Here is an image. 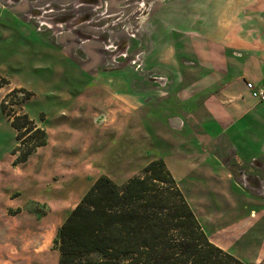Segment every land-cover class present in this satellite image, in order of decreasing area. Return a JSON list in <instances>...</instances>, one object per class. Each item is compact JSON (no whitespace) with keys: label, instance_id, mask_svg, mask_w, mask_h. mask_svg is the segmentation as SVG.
Here are the masks:
<instances>
[{"label":"rangeland","instance_id":"rangeland-1","mask_svg":"<svg viewBox=\"0 0 264 264\" xmlns=\"http://www.w3.org/2000/svg\"><path fill=\"white\" fill-rule=\"evenodd\" d=\"M161 1L0 0V102L14 89L30 92L21 112L48 134L46 147L28 163L15 166L16 133L0 112V264H57L58 230L99 176L122 184L139 176L150 161L163 156L170 163L176 160L166 156L170 145H175L170 133L175 130L169 123L167 128L147 120L146 106L136 109L138 119L128 117V107L122 106L115 116L99 118L100 112L92 116L83 106V92L91 80L83 68L96 64L97 72L126 65L138 69L139 63L131 60L139 54L141 61L144 56L147 59L154 32L152 10ZM157 36L162 38L161 30ZM185 46L186 53H193L192 46ZM153 85L155 90L161 88L157 81ZM147 101L144 98L143 105ZM10 109L20 111L17 106ZM194 176L184 172L180 184L191 204L194 192L187 188ZM206 200L214 202L208 195ZM217 202L213 207L224 211L230 205L225 196ZM254 208L262 212L261 207ZM263 216L253 221L254 232L234 246L243 263L259 256V246L264 244ZM200 222L206 235H212L209 223ZM217 235L229 242L225 234Z\"/></svg>","mask_w":264,"mask_h":264},{"label":"crops","instance_id":"crops-1","mask_svg":"<svg viewBox=\"0 0 264 264\" xmlns=\"http://www.w3.org/2000/svg\"><path fill=\"white\" fill-rule=\"evenodd\" d=\"M156 4L147 59L144 56L141 61L139 54L131 60L139 63L138 69L126 65L97 72L96 64L83 68L91 79L83 92V106L92 116L100 112L99 118L115 116L122 106L128 107V117L134 119H138L136 109L146 106L147 120L167 128L169 123L175 130H168L175 145L169 144L171 152L166 156L176 160L161 159L184 197L180 186L184 172L195 174L187 188L194 192L193 206L187 202L195 217L200 224V219L209 223L213 234L206 236L212 244L242 261L234 246L254 232L252 226L264 215V102L254 100L245 86L246 82L264 84V0H162ZM186 44L193 53H186ZM150 78L161 88L155 90ZM222 196L230 205L225 211L216 207L220 212L213 206ZM254 205L262 208L261 214ZM218 233L229 237V242L220 240ZM258 255L245 264H264V244Z\"/></svg>","mask_w":264,"mask_h":264},{"label":"trees","instance_id":"trees-1","mask_svg":"<svg viewBox=\"0 0 264 264\" xmlns=\"http://www.w3.org/2000/svg\"><path fill=\"white\" fill-rule=\"evenodd\" d=\"M31 96L14 89L0 102L16 133L15 166L47 144L46 131L21 112ZM54 248L57 264H245L210 242L162 159L122 184L98 177L60 226Z\"/></svg>","mask_w":264,"mask_h":264},{"label":"built area","instance_id":"built-area-1","mask_svg":"<svg viewBox=\"0 0 264 264\" xmlns=\"http://www.w3.org/2000/svg\"><path fill=\"white\" fill-rule=\"evenodd\" d=\"M246 89L250 93V96L259 103L264 102V84L254 85L251 82L245 83Z\"/></svg>","mask_w":264,"mask_h":264}]
</instances>
